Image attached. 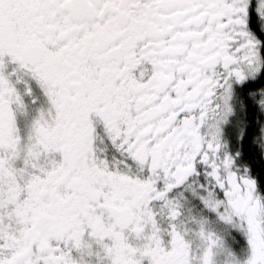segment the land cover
Here are the masks:
<instances>
[{
	"label": "snow or ice",
	"instance_id": "obj_1",
	"mask_svg": "<svg viewBox=\"0 0 264 264\" xmlns=\"http://www.w3.org/2000/svg\"><path fill=\"white\" fill-rule=\"evenodd\" d=\"M0 264H264V0H0Z\"/></svg>",
	"mask_w": 264,
	"mask_h": 264
}]
</instances>
